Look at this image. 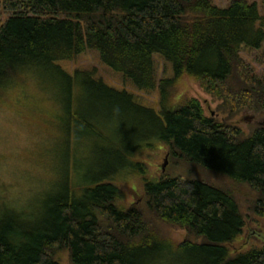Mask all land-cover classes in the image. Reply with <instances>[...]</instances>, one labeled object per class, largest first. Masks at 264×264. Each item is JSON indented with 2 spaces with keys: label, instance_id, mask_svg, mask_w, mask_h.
I'll use <instances>...</instances> for the list:
<instances>
[{
  "label": "trees",
  "instance_id": "1",
  "mask_svg": "<svg viewBox=\"0 0 264 264\" xmlns=\"http://www.w3.org/2000/svg\"><path fill=\"white\" fill-rule=\"evenodd\" d=\"M263 43L264 0H231L225 7L212 0H0V95L31 76L39 91L67 95L50 108L79 125L82 151L84 140L95 143L90 137L106 146L100 166L84 159L80 183L63 174L41 215L0 202V264H62L64 252L67 264H164L170 250L184 264H264V242L229 249L247 216L228 192L199 180L148 177L144 164L134 161L138 150L159 142L173 161L246 182L258 192L253 212L263 216L264 71H254L241 55L243 47ZM86 52L121 73L122 85L105 83L95 67L63 65ZM155 54L172 65L170 78H159ZM184 76L217 100L214 114L193 96L172 104ZM155 89L158 104L136 100L134 93L143 99ZM81 93L100 110L124 111L126 126L97 125V107H81ZM246 110L263 115L243 137L232 119ZM58 130L70 136L69 123ZM68 147L62 134L61 152L72 170ZM131 168L141 177L143 197L125 208L112 179ZM169 227L183 229L184 239L173 242Z\"/></svg>",
  "mask_w": 264,
  "mask_h": 264
},
{
  "label": "rangeland",
  "instance_id": "2",
  "mask_svg": "<svg viewBox=\"0 0 264 264\" xmlns=\"http://www.w3.org/2000/svg\"><path fill=\"white\" fill-rule=\"evenodd\" d=\"M212 1L218 6L225 7L231 0ZM246 1L249 3L255 1L258 5L261 3V0ZM241 55L246 62L252 65L254 71L257 73L264 71V43L258 49L243 47ZM153 60L158 69L159 78H170L173 73L172 65L163 60L159 54L153 55ZM63 65L71 70L76 67H95L105 83L115 86L122 85L121 73L104 66L91 52H86L75 61L64 62ZM22 84L18 85L17 83L14 87L4 90L3 94L0 95V202L18 210L26 211L30 208L31 213L34 212V216H39L44 211L45 201L47 202L58 192H55L58 190L56 189L57 182L61 181L63 174L69 173L67 177L70 183H80L79 180L84 176L82 169L86 162L84 159H90L96 162V165L99 163L100 166L103 156L98 154L102 153L103 155L100 150H106V146H100L98 139L90 137L87 139H90L91 143H95L90 147L89 143L84 140L87 147L83 148L82 151L80 144L83 140H80L83 138L81 135L78 136L79 131L77 130L79 125L66 113L64 114L66 111L58 116L50 108L51 103L64 102L67 95L39 91L37 81L28 75L24 76ZM155 90L151 95H145L143 99L139 93H134L136 100L149 107L154 106V103L158 104L159 92L158 89ZM27 95H30V98ZM186 96L198 98L207 115H211L212 112L215 113L217 100L202 91L190 76H184L178 82L172 104ZM88 98L90 97L83 93L76 95L77 101L82 102L84 100L81 107L86 109L97 107L95 112L98 114L93 119L97 125L112 126L113 131L126 126L127 118L124 111L116 112L105 107L100 110L96 104L90 105ZM76 106L79 107V103ZM166 106L168 107V104ZM60 115L69 121L64 123L65 127L69 123L71 128L69 137L66 135V131L63 133L58 130H62V125L64 128V124L60 121ZM262 115L263 113L258 114L246 110L234 117L232 122L242 129L243 137H248L258 127ZM218 117L222 118V116ZM62 134L63 141L69 142L68 148L73 160L72 170L69 160L63 158L64 153L61 152ZM110 137H112V133ZM96 146L99 147L95 149ZM166 153L167 148L158 142L153 146H145L138 150L135 153L134 161L144 164L148 177L159 178L164 174L166 177L199 180L228 192L236 201L240 214L244 217L247 216L246 226L241 235L227 244L230 250H244L264 242V215L257 216L253 212V207L258 198L256 190L244 181H238L229 175L205 168L195 162L173 161L166 156ZM128 160L131 161V159ZM164 163L165 168L162 170ZM118 164L114 163L115 166H111V170L106 174L110 175L112 169ZM93 175L90 174V176ZM114 176L117 177L112 180L123 191L119 200L121 206L128 208L141 201L143 197L141 177L138 176L135 169L123 170ZM144 206L145 204L142 202V207ZM166 233L168 234L166 236L171 238L173 242H180L185 237V231L180 228L169 227ZM169 252L173 257L167 254V257L164 258V264H184L182 261L184 258L181 257L180 253L174 250ZM67 255V252L61 254L62 264H67Z\"/></svg>",
  "mask_w": 264,
  "mask_h": 264
},
{
  "label": "water",
  "instance_id": "3",
  "mask_svg": "<svg viewBox=\"0 0 264 264\" xmlns=\"http://www.w3.org/2000/svg\"><path fill=\"white\" fill-rule=\"evenodd\" d=\"M164 168H165V163H164L163 166H162V170H164Z\"/></svg>",
  "mask_w": 264,
  "mask_h": 264
}]
</instances>
